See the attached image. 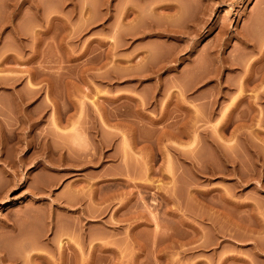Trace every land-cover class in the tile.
<instances>
[{"label":"rangeland","instance_id":"374dc122","mask_svg":"<svg viewBox=\"0 0 264 264\" xmlns=\"http://www.w3.org/2000/svg\"><path fill=\"white\" fill-rule=\"evenodd\" d=\"M0 264H264V0H0Z\"/></svg>","mask_w":264,"mask_h":264},{"label":"bare ground","instance_id":"6f19581e","mask_svg":"<svg viewBox=\"0 0 264 264\" xmlns=\"http://www.w3.org/2000/svg\"><path fill=\"white\" fill-rule=\"evenodd\" d=\"M14 1H15V0H14ZM17 1H18V0H17ZM21 2H22V0H21ZM28 3H29V2H28ZM34 4H35V3H34ZM12 7H13V6H12ZM12 7H11V8H12ZM48 27H50V26H48ZM48 29H49V28H48Z\"/></svg>","mask_w":264,"mask_h":264}]
</instances>
